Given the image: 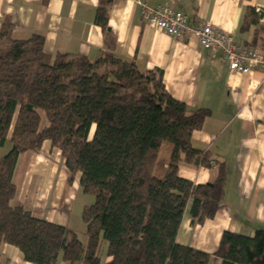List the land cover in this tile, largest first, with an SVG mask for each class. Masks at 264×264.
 Segmentation results:
<instances>
[{
	"label": "trees",
	"instance_id": "obj_1",
	"mask_svg": "<svg viewBox=\"0 0 264 264\" xmlns=\"http://www.w3.org/2000/svg\"><path fill=\"white\" fill-rule=\"evenodd\" d=\"M47 4L50 0H41ZM249 1V0H246ZM108 4L96 9L95 24L107 27ZM257 9L246 7L240 32L253 29L251 47L264 48ZM9 18L0 28V244L16 248L29 264H208V254L178 245L186 210L203 223L214 217L225 191L223 162L195 149L208 111L189 110L166 91L159 71L141 72L133 62H95L44 53V39L12 40ZM40 112L47 125L39 128ZM55 149L67 170V185L93 197L83 207L85 244L76 231L44 220L15 204L18 160ZM170 144L167 169L159 154ZM216 165L214 183L195 185L181 178L179 166ZM214 256L220 264H264V232L253 237L224 232Z\"/></svg>",
	"mask_w": 264,
	"mask_h": 264
},
{
	"label": "crops",
	"instance_id": "obj_2",
	"mask_svg": "<svg viewBox=\"0 0 264 264\" xmlns=\"http://www.w3.org/2000/svg\"><path fill=\"white\" fill-rule=\"evenodd\" d=\"M102 3L108 4L105 30L95 24L96 9ZM140 4L151 9L168 5L181 12L191 28L210 22L214 30L230 34L238 47L264 55V48L250 45L254 28L239 31L245 8L264 10V0H50L47 4L0 0V28L9 18L12 40L42 36L49 56L69 55L92 62L113 58L133 62L141 72L157 70L173 99L189 110L210 112L202 129L192 134L191 144L223 162L224 196L214 217L203 223L192 221L186 210L176 243L208 254V264H220L214 253L224 232L250 238L256 231L264 232V75L256 65H250L245 75L231 72L221 52L202 48L196 36L176 39L142 23ZM258 25L264 27V16L258 18ZM159 167L166 171V156ZM218 170L216 165L208 169L179 166L178 174L204 185L215 182ZM67 176L64 162L49 143L23 154L14 176L15 204L36 219L74 231L81 228L80 218L71 221L72 213L77 206L79 215L91 200L80 196L85 194L79 176L71 185L66 184ZM77 198L86 203L77 205ZM108 260L105 254L100 264ZM0 264L29 263L16 248L0 244Z\"/></svg>",
	"mask_w": 264,
	"mask_h": 264
},
{
	"label": "built area",
	"instance_id": "obj_3",
	"mask_svg": "<svg viewBox=\"0 0 264 264\" xmlns=\"http://www.w3.org/2000/svg\"><path fill=\"white\" fill-rule=\"evenodd\" d=\"M142 23L153 26L174 38L196 36L204 49H216L231 72L247 74L250 65L258 66L264 75V55L256 49L238 47L230 34L216 31L210 22H204L191 28L186 24L185 16L168 5L151 9L140 4Z\"/></svg>",
	"mask_w": 264,
	"mask_h": 264
},
{
	"label": "rangeland",
	"instance_id": "obj_4",
	"mask_svg": "<svg viewBox=\"0 0 264 264\" xmlns=\"http://www.w3.org/2000/svg\"><path fill=\"white\" fill-rule=\"evenodd\" d=\"M47 125V121L45 119V116H44V113L43 112H40V124H39V128L42 129L43 127H45ZM170 147L171 145L170 144H164V146L162 147L161 151H160V154H159V161L162 162L163 158L168 154L169 150H170ZM9 149H10V145L8 142H5L3 146L0 147V157L6 155L8 152H9ZM19 161L20 159L18 160V164H17V168H18V165H19ZM17 168H16V171H17ZM81 195L80 196H83L84 198H89L91 200V202H89V204H85V205H91V203H93L94 199L93 197H90V196H86V195H83L82 193H80ZM86 203L85 200H83V202L81 201V199H76V204L77 205H81V204H84ZM80 207V206H79ZM78 207L75 206L74 208V212L72 213V219L71 221H77L81 220V212L80 214L78 215L77 212H76V209ZM79 210L81 211V209L79 208ZM77 216V217H76ZM82 222V220H81ZM77 229L75 230L80 239V241L83 243L85 241V235H84V224L82 222V227L80 228L79 226L76 227ZM83 240V241H82ZM84 245V244H83ZM105 255V250L104 248L101 250V256L103 257Z\"/></svg>",
	"mask_w": 264,
	"mask_h": 264
},
{
	"label": "water",
	"instance_id": "obj_5",
	"mask_svg": "<svg viewBox=\"0 0 264 264\" xmlns=\"http://www.w3.org/2000/svg\"><path fill=\"white\" fill-rule=\"evenodd\" d=\"M257 12H258V15H259V19H263V16H264V10L263 9H260V8H257Z\"/></svg>",
	"mask_w": 264,
	"mask_h": 264
}]
</instances>
